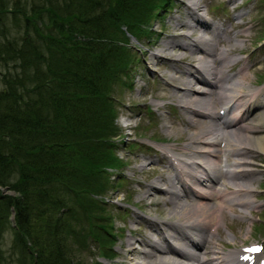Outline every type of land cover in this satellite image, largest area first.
Masks as SVG:
<instances>
[{
  "label": "trees",
  "instance_id": "1",
  "mask_svg": "<svg viewBox=\"0 0 264 264\" xmlns=\"http://www.w3.org/2000/svg\"><path fill=\"white\" fill-rule=\"evenodd\" d=\"M167 2L0 0V186L14 191L0 192V264L7 229L20 264H78L67 253L90 237L110 255L111 217L94 195L123 166L111 91L134 60L124 27L144 32Z\"/></svg>",
  "mask_w": 264,
  "mask_h": 264
},
{
  "label": "bare ground",
  "instance_id": "2",
  "mask_svg": "<svg viewBox=\"0 0 264 264\" xmlns=\"http://www.w3.org/2000/svg\"><path fill=\"white\" fill-rule=\"evenodd\" d=\"M204 1L207 2L178 1L185 7L186 15H173L171 19L177 27L188 31L176 33L161 47L164 56L177 60L182 58L169 54L180 48L199 54L193 60H198L203 71L171 64L172 72L167 68L164 73L173 82L181 80L166 93L189 113L175 114L178 121L167 116L170 124L164 123V126L168 129L183 125L190 131L173 139L177 143L147 148L143 157L149 162L133 167L135 173L145 177L152 171L158 175L150 181L132 178L138 185L136 202L140 207L145 209V205L161 203V208L162 204L168 205V210L164 213L161 209L165 217L160 219L133 213L127 224L128 236L119 240V248L111 250L107 256L99 252L108 260L116 256L115 264H237L238 252L235 255V251H224L230 244L220 238V227L234 205L241 207L237 215L241 218L246 217L245 210L253 206L252 201L244 197L253 191L249 185L256 175L253 159L264 152V133L261 134L264 130L260 128L264 111L259 110L264 105V93L261 89H248L246 73L235 76L244 71L246 63L230 73L233 63L229 64L232 60L227 53L238 47L230 46L233 35L225 28L224 21H207L199 13ZM160 55L152 53L154 59ZM207 85L209 87L205 88ZM215 103L223 105L220 108L232 118L219 123L221 117L215 114ZM203 117H208V121ZM247 118L256 119V124L244 123ZM181 141L184 143L179 144ZM221 142H224L222 147ZM230 156L235 158L230 160ZM225 177L228 180L225 181ZM191 184L195 186L192 188ZM149 197L152 200L147 204ZM183 197L188 198L187 202L181 201ZM136 224L146 229L134 227ZM122 226L125 228V224Z\"/></svg>",
  "mask_w": 264,
  "mask_h": 264
},
{
  "label": "rangeland",
  "instance_id": "3",
  "mask_svg": "<svg viewBox=\"0 0 264 264\" xmlns=\"http://www.w3.org/2000/svg\"><path fill=\"white\" fill-rule=\"evenodd\" d=\"M178 1L170 0L169 5L161 11L156 19L151 21V29L156 32V35L152 34L151 38L143 32L142 37L138 36L140 41H137L133 36H128L130 31L124 27L126 35L122 40L129 44L134 51V60L129 62L122 70L120 80L114 84V89L111 91V98L116 109L113 123L121 131L120 133L118 130L121 140L117 147H114V154L124 164L119 169L108 168L110 169L109 187L103 189V194L94 195L96 199L103 202L105 215L111 217L109 223L112 224L113 228V234L110 237L113 243V251L119 248V240L128 236L127 224L134 212L164 218L165 214L163 215V212L165 213L168 210V205L162 204L161 208V203L160 205H145V209L140 207L136 202L139 197L136 192L138 185L132 181V178L150 181L156 179L158 175L157 172L152 171L149 176L145 177L138 172L135 173L133 167H137L138 164L143 162L145 164L149 162L143 157L144 154L146 155V148L154 149L156 148L154 146H158L157 144L177 143L173 142V139L190 131L183 125H175L174 128L168 127L166 129L164 123L166 125L170 124L166 119L167 116L171 115L178 121V117L174 116L175 114L185 116L189 113H185L181 107H178L175 112L169 108L174 112L172 114L167 107H161V105L168 102V99L174 100L169 95L167 96L169 92L166 93V91L171 92L174 89L170 82L179 84L181 80L171 81L164 74L168 67L160 65L158 61L182 64L201 70L198 60H193V58L198 57V54H191V52L185 51L186 49L173 50V54H169L172 57L182 58L181 60L170 59L169 61L168 57L163 56L162 43L172 39L171 37L176 33L180 34L188 31L185 27H177V23L171 19L173 15H186L185 7L181 6ZM134 8L131 9V12ZM155 11L153 10V12ZM199 13L207 21H224L225 28L231 30V35H233L230 46L233 48L238 47L227 53L232 60L229 64L233 63V67L229 71L235 73L242 63H246L244 71H239L235 76L246 73L247 79L245 81L248 87L258 83L260 84L258 87L264 93V41L262 40L264 38V0H207V2L204 1V4H201ZM185 19L189 20L188 18ZM236 34H239V36H235ZM135 44L140 46L141 49H134ZM156 52L162 55L154 59L152 53ZM184 55L187 57L183 58ZM214 109L216 110L217 107ZM158 113L161 115L159 116ZM262 121L260 128L264 130V116ZM247 123L256 124V119L249 118ZM125 124L129 125L125 126ZM263 133L264 131H261V134ZM156 140L158 142L154 145ZM182 141L179 144H183ZM252 167L256 171L255 177L249 183L253 191L244 198L252 201L253 206L246 209V217L241 218L237 216L241 212V207L234 205L233 209L227 211V219L223 221L220 227V238L234 247L239 246L242 242L264 240V152L254 157ZM154 194L157 197V193ZM151 200L152 197L147 198L146 203L148 204ZM185 200L181 201L187 202ZM70 202L68 203L69 206ZM134 204H137L138 207ZM74 209L75 206L73 205ZM67 212H70V209ZM74 214L76 215V213ZM72 219L71 224L74 225L75 219ZM123 224H125V228L122 226ZM135 226H140L142 230L146 229L143 225L136 224ZM75 227L74 230L79 228L76 224ZM91 238L85 241L87 247H80L78 242L73 241L72 248L78 247L79 251L70 249L67 255H71L74 261H78V264H115L118 258L113 256V259L108 260L101 257L99 248L102 245L99 241ZM72 239V236H70L68 241L71 243ZM13 240V231L7 229L4 232L1 244L3 251L2 264H20V250L19 247L12 245ZM31 261V257L24 256L21 258V262L24 264H30Z\"/></svg>",
  "mask_w": 264,
  "mask_h": 264
},
{
  "label": "water",
  "instance_id": "4",
  "mask_svg": "<svg viewBox=\"0 0 264 264\" xmlns=\"http://www.w3.org/2000/svg\"><path fill=\"white\" fill-rule=\"evenodd\" d=\"M1 192H2V193H13V191L8 190L6 187H2V188H1Z\"/></svg>",
  "mask_w": 264,
  "mask_h": 264
},
{
  "label": "snow or ice",
  "instance_id": "5",
  "mask_svg": "<svg viewBox=\"0 0 264 264\" xmlns=\"http://www.w3.org/2000/svg\"><path fill=\"white\" fill-rule=\"evenodd\" d=\"M247 251H259L258 248H252V249H247ZM243 259H248V257H242Z\"/></svg>",
  "mask_w": 264,
  "mask_h": 264
}]
</instances>
